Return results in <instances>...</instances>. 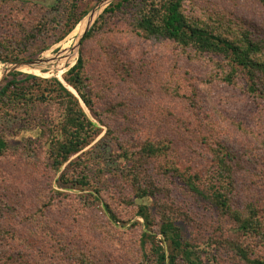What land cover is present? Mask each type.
Segmentation results:
<instances>
[{"label": "trees", "instance_id": "trees-1", "mask_svg": "<svg viewBox=\"0 0 264 264\" xmlns=\"http://www.w3.org/2000/svg\"><path fill=\"white\" fill-rule=\"evenodd\" d=\"M95 1L55 0L49 7H39L35 0H0V5L10 8L3 18L4 32L0 31V61L21 63L37 58L67 38ZM255 1L264 5V0ZM27 6L35 8L26 13ZM117 21L132 36L171 44L179 56L202 64L210 70V85L238 86L244 81L245 92L264 101V30L256 23L223 11L209 0H117L83 39L80 57L63 75V82L15 72L0 87V162L19 149L41 157L60 187L91 191L87 197L93 198L83 202L109 215L110 221L102 224L106 233L112 231L111 221L129 223L141 218L143 224L133 225L138 231L131 252L136 264H222L210 247L230 256L234 264H264V211L255 203L238 204L236 174L243 163L233 149L221 145L213 150L207 174L183 171L171 144L162 140L144 142L137 151L122 148V154L115 155L124 160L123 166H113L115 161L111 166L101 165V148L108 147L113 133L109 121L124 105L108 103L113 84L97 86L89 75L94 54L89 45ZM103 128L106 134L96 142ZM112 179L131 187L133 196L125 204L113 189ZM175 184L184 193L207 201L233 235L209 238L206 250L185 238L178 213L162 201L171 199ZM158 196L162 198L153 204L157 207L153 214L152 199ZM44 215L40 209L31 223L36 225ZM5 236L13 234L1 229L0 242ZM1 255L5 264H20L13 253ZM82 262L92 264L88 256Z\"/></svg>", "mask_w": 264, "mask_h": 264}, {"label": "rangeland", "instance_id": "rangeland-1", "mask_svg": "<svg viewBox=\"0 0 264 264\" xmlns=\"http://www.w3.org/2000/svg\"><path fill=\"white\" fill-rule=\"evenodd\" d=\"M35 1L39 7H49L55 2ZM101 1L96 0L91 11ZM209 1L264 30L261 3ZM31 8L35 6H27L26 13H31ZM9 11V7L0 5L1 32H4L3 18ZM127 31L126 25L117 21L107 34L89 45V51L94 52L90 56L89 75L97 86L113 84L108 103L124 105L121 113L109 121L113 133L108 147L101 148L104 150L101 165L111 166L109 163L115 161L113 166H123L124 160L115 155L122 154V148L137 151L144 142L162 140L171 144V153L181 162L183 171L207 174L213 163V150L223 145L233 149L243 163L236 174L238 204L243 207L255 203L264 211V101L251 98L245 92L244 81L238 86L210 85L207 83L210 70L202 64L179 56L171 44L142 40ZM70 36L32 60L63 58L77 40ZM81 48L82 44L79 57ZM77 60L78 56L72 54L65 63L50 65L44 73L51 76L42 78H59L60 69L63 67L65 74ZM101 104L105 106L106 102ZM103 129L96 142L106 134L107 129ZM57 180L45 160L22 149L0 162V230L13 234L0 242V264H5L1 253H13L20 264H83L85 256L92 264H136L131 252L135 250L132 243L138 231L133 225L143 224V220L134 217L129 223L111 221L112 231L106 233L102 224L110 221L109 215L83 202L93 198L87 197L91 191L62 188ZM111 185L123 197V204L133 196L125 182L112 179ZM170 193L171 199L162 201L167 202L173 213H178L185 238L206 250L209 238L233 235L207 201L184 193L179 184L173 185ZM161 198L152 199L153 214L157 212L153 204ZM44 203L49 207L44 208ZM115 208L120 209L118 202ZM40 209L45 215L33 225L32 217ZM157 242L161 244L163 238L159 237ZM209 250L222 264H234L225 253L213 247Z\"/></svg>", "mask_w": 264, "mask_h": 264}, {"label": "water", "instance_id": "water-1", "mask_svg": "<svg viewBox=\"0 0 264 264\" xmlns=\"http://www.w3.org/2000/svg\"><path fill=\"white\" fill-rule=\"evenodd\" d=\"M114 1L115 0H102L96 8H94L91 12H89V14L85 18L92 17L91 22L89 23L88 27L84 30V32L76 38L77 39L76 43L74 47L69 50V54L64 55L63 58L62 57H57V58L44 57L41 59L32 60L28 62H21V63L1 62L4 68H3L2 79L0 80V86L5 83V81L10 77L11 74L15 72L24 73L22 72L23 68H30V69H36V70L38 69V70H41L42 72H45L50 65L65 63L67 59L72 57V54H74V56H78V59H79V49H80L83 39L91 31V29L93 28L97 20L100 18V16L105 12V10L108 7H110L114 3ZM58 79L63 82V78L62 79L58 78Z\"/></svg>", "mask_w": 264, "mask_h": 264}, {"label": "bare ground", "instance_id": "bare-ground-1", "mask_svg": "<svg viewBox=\"0 0 264 264\" xmlns=\"http://www.w3.org/2000/svg\"><path fill=\"white\" fill-rule=\"evenodd\" d=\"M91 20H92V17L84 18L82 20V22L74 29V31L72 32L71 36H74L75 38L80 36L84 32V30L88 27V25L91 22ZM3 68H4L3 65L0 64V78H2V75H3ZM62 70H63V67L60 69V72H59V78L60 79L64 75V71H62ZM39 71H41V70L30 69V68H23L22 69V72H24L26 74H32V75L39 76V77L51 76V73H44V72H39Z\"/></svg>", "mask_w": 264, "mask_h": 264}]
</instances>
